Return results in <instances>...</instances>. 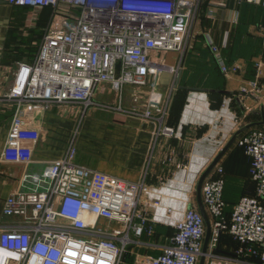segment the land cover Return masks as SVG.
Listing matches in <instances>:
<instances>
[{"label":"built area","instance_id":"2783aa9c","mask_svg":"<svg viewBox=\"0 0 264 264\" xmlns=\"http://www.w3.org/2000/svg\"><path fill=\"white\" fill-rule=\"evenodd\" d=\"M4 1L55 11L66 7V18L44 33L32 63H17L7 93L16 109L1 152L3 161H32L40 130L23 115V105L47 108L53 103H75L84 110L107 107L95 100L102 84L114 91L127 85L149 86L142 116L161 122L164 107L155 91L156 77L162 71L174 74L177 69L153 56L171 51L183 54L189 48V31L202 0ZM246 1L264 7V0ZM209 46L222 73L236 70L237 66L229 69L225 64L218 46ZM255 66L259 75L262 64ZM259 90L256 76L240 94L256 98ZM133 100L137 102L138 97ZM115 107L123 110L119 104ZM160 134L178 132L160 125L156 137ZM237 141L251 159L255 194L240 197L226 216L222 169L215 166L205 178L201 197L211 224L206 264H255L242 259L246 254L240 249L230 255L215 253L221 233L260 248L264 262V128L251 129ZM29 179L32 187L14 192L6 200L4 213L21 217L24 224L0 231V264H127L130 245H139L143 236L153 233L151 223L157 220L149 217V207L162 209L164 223L174 228L171 244L159 246L158 255L135 253L131 264H198L205 223L189 197L173 188H151L144 180L127 181L78 164L73 137L61 157ZM165 190L170 194L165 196ZM177 202L185 209L174 222L168 221L165 215L177 213ZM254 253L247 250V255Z\"/></svg>","mask_w":264,"mask_h":264},{"label":"crops","instance_id":"0c3cea01","mask_svg":"<svg viewBox=\"0 0 264 264\" xmlns=\"http://www.w3.org/2000/svg\"><path fill=\"white\" fill-rule=\"evenodd\" d=\"M16 7L0 0V231L24 224L21 217L4 213L6 200L12 193L32 187L29 175L42 173L50 161L61 157L71 137L78 164L127 181L144 180L151 188L176 189L197 208L195 185L202 171L237 129L259 121L260 111H264V7L244 0H211L205 8L200 33L192 38L183 54H154V60L177 69L174 74L162 71L156 77L155 91L164 107L160 123L142 116L149 86L127 85L114 91L109 84H102L95 100L107 107L84 110L75 103H53L47 108L23 105V115L40 130L28 164L1 159L16 109V102L7 98L11 86L5 76L17 61L28 62L26 43L39 47L44 33L59 27L66 18V7L56 11L48 7ZM32 10L39 11L42 17L27 31ZM37 30L40 35L36 41ZM209 43L223 49L225 64L229 69L237 66L236 70L222 73ZM259 62L262 66L258 75L255 63ZM256 76L260 86L257 97L240 94L241 88L249 87ZM135 96L137 102L133 100ZM118 104L122 111L116 109ZM169 116L173 120L170 125ZM160 125L170 126L178 134L156 137ZM255 128L259 127L245 129L237 139ZM216 166L222 169L223 198L229 216L240 197L255 194V183L250 177L251 159L244 150L239 158L229 148ZM234 187L245 192L236 195ZM164 194L169 195L170 191L165 190ZM144 202L147 203L146 198ZM176 207L174 215L164 214L168 221L174 222L185 209L181 202ZM161 213L162 209L149 207V217L157 220L151 223L154 235H145L139 245H130L131 261L125 260L127 264L132 263L135 253L158 255L159 246L171 244L174 228L164 223ZM167 229L171 230L169 234ZM239 249L246 254L242 259L252 258L249 262L264 264L260 248L243 245L228 233H221L215 253L230 255ZM248 249L255 253L248 256Z\"/></svg>","mask_w":264,"mask_h":264},{"label":"water","instance_id":"95a60500","mask_svg":"<svg viewBox=\"0 0 264 264\" xmlns=\"http://www.w3.org/2000/svg\"><path fill=\"white\" fill-rule=\"evenodd\" d=\"M261 114V119L259 121H255L252 123H248L247 125L237 129L229 138L227 143L224 145V147L215 155V157L211 160V162L206 166V168L202 171L200 176L198 177V180L195 185V195H196V204H197V209L202 216L204 223H205V235H204V240L202 244V255L198 261V264H204L205 262V253L208 249L209 245V240L211 236V224L209 217L204 209V205L202 202V197H201V186L205 178L211 173V171L214 169V167L219 163L223 155L226 153V151L231 147V145L235 142L237 137L241 134L242 131L245 129L251 128V127H264V111H260Z\"/></svg>","mask_w":264,"mask_h":264},{"label":"rangeland","instance_id":"374dc122","mask_svg":"<svg viewBox=\"0 0 264 264\" xmlns=\"http://www.w3.org/2000/svg\"><path fill=\"white\" fill-rule=\"evenodd\" d=\"M36 9V8H35ZM30 15H29V17H30V23L27 21V25H26V30L27 31H31L30 30V27H31V25H33V27L40 21V19H41V17H42V14L41 13H39V11L38 12H35V11H33L32 10V12L30 11V13H29ZM199 22V21H198ZM32 23V24H31ZM195 22H193V25H192V27H191V30L189 31V37H188V39L191 41L192 40V38H193V36H196V35H198L199 33H200V31H201V28H200V26H198V28H196L195 27ZM199 25V24H198ZM34 30V29H33ZM34 33H37V34H35L34 35V37H35V40L37 41V39H38V37H39V35H40V32H39V30H37V32L35 31ZM18 62H27V61H17L13 66H12V70L10 71V74H7L6 73V76H5V79H6V81L8 80L9 81V83H10V86L12 85V82H13V79H14V76H15V73H16V70H17V63ZM230 150H231V152L233 151V153H235L239 158L241 157V152L243 151V147L242 146H240L239 144H238V141L237 142H235L231 147H230ZM236 160V159H235ZM225 166V168H227V165H228V162L226 161L225 162V164H224ZM233 192L234 193H236V195L237 194H240V193H242V192H245V189H241V188H238V187H234L233 189Z\"/></svg>","mask_w":264,"mask_h":264},{"label":"trees","instance_id":"16d2710c","mask_svg":"<svg viewBox=\"0 0 264 264\" xmlns=\"http://www.w3.org/2000/svg\"><path fill=\"white\" fill-rule=\"evenodd\" d=\"M210 1L211 0H202L201 1V3L199 4V6H198V9H197V12H196V18H195V27L196 28H198V26H201V23H202V21H203V19H204V11H205V8H206V6L210 3ZM240 1V0H239ZM242 1V0H241ZM244 1H246V0H244ZM12 6H14V5H12ZM14 7H16V6H14ZM18 8L20 7V6H17ZM16 7V8H17ZM25 7H27V6H25ZM25 13H26V11H25ZM199 21V22H198ZM199 24V25H198ZM201 28V27H200ZM197 36V35H196ZM194 37V36H193ZM22 46H24V44L22 45ZM25 48H26V53L28 54V63H32L34 60V56H35V54H36V52H37V48H38V45L37 44H35V45H31V44H29V43H26V45H25ZM209 49H210V46H209ZM224 52L225 51H223V49H221V53H222V55H224ZM225 56V55H224ZM171 108H172V106H171ZM172 121L173 120H170V116H169V119H168V124L170 125V123H172ZM262 128V127H261ZM264 128V127H263ZM154 230V229H153ZM170 231L171 230H169V229H167V232H166V234H169L170 233ZM157 233V230H155V234ZM153 235H154V231H153ZM173 235V234H172ZM132 247L130 246L129 247V249H131ZM249 259H252V258H249ZM125 260L126 261H128V262H130L131 261V256L129 255V253H127L126 254V256H125Z\"/></svg>","mask_w":264,"mask_h":264},{"label":"bare ground","instance_id":"6f19581e","mask_svg":"<svg viewBox=\"0 0 264 264\" xmlns=\"http://www.w3.org/2000/svg\"><path fill=\"white\" fill-rule=\"evenodd\" d=\"M165 195V194H164ZM165 196H167V195H165Z\"/></svg>","mask_w":264,"mask_h":264}]
</instances>
